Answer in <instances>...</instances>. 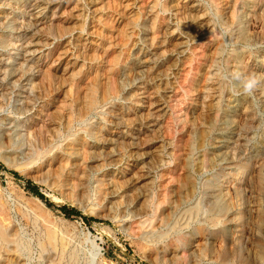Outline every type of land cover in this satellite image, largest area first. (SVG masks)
<instances>
[{
  "label": "rangeland",
  "instance_id": "374dc122",
  "mask_svg": "<svg viewBox=\"0 0 264 264\" xmlns=\"http://www.w3.org/2000/svg\"><path fill=\"white\" fill-rule=\"evenodd\" d=\"M0 127V264H264V0H0Z\"/></svg>",
  "mask_w": 264,
  "mask_h": 264
},
{
  "label": "bare ground",
  "instance_id": "6f19581e",
  "mask_svg": "<svg viewBox=\"0 0 264 264\" xmlns=\"http://www.w3.org/2000/svg\"><path fill=\"white\" fill-rule=\"evenodd\" d=\"M135 1V0H134ZM250 1V0H249ZM138 2V1H137ZM159 4V3H158ZM236 4H237V2H236ZM213 5H215V3L213 4ZM135 7H137V6H135ZM159 8V7H158ZM156 9V8H155ZM103 11H101V13H102ZM154 12H157V10L156 11H154ZM158 12H160V11H158ZM161 13V12H160ZM163 13V12H162ZM117 15V14H116ZM155 16V15H154ZM153 16V17H154ZM244 16V15H243ZM138 17V16H137ZM236 18V17H235ZM135 19H137V18H135ZM154 19V18H153ZM156 20V19H155ZM135 21H137V20H135ZM154 21V20H153ZM95 22V21H94ZM84 25V24H83ZM101 25V24H100ZM136 25V24H135ZM98 26V25H97ZM81 27V26H80ZM83 28V27H82ZM100 28V27H99ZM106 29V28H105ZM1 32H3V30L1 31ZM129 32V31H128ZM213 32V31H212ZM129 39V38H128ZM129 41V40H128ZM200 42V41H199ZM198 42V43H199ZM206 42V41H205ZM154 43V42H153ZM203 43V42H202ZM245 45V44H244ZM126 46V45H125ZM152 46V45H151ZM242 47V46H241ZM121 53V52H120ZM235 55V54H234ZM239 55V54H238ZM191 56V55H190ZM236 56V55H235ZM198 57V56H197ZM238 57V56H237ZM130 58V57H129ZM195 58V57H194ZM199 58H201V57H199ZM235 59H237V58H235ZM59 60V59H58ZM128 60V59H127ZM225 61V60H224ZM232 61V60H231ZM127 62V61H126ZM134 62V61H133ZM193 62V61H192ZM194 63V62H193ZM97 64V63H96ZM124 64H125V62H124ZM123 64V65H124ZM190 64H191V62H190ZM133 66V65H132ZM189 66V65H188ZM234 66V65H233ZM237 66V65H236ZM125 67V66H124ZM137 67V66H136ZM190 67V66H189ZM234 68H236V67H234ZM188 70V69H187ZM190 71V70H189ZM81 74V73H80ZM189 74H190V72H189ZM7 75H11V73L10 72H8L7 73ZM187 75V74H186ZM232 75V74H231ZM190 76V75H189ZM237 76V75H236ZM22 78H24L23 76H22ZM188 78V77H187ZM238 78V77H237ZM185 79V78H184ZM186 81H184V83H185ZM85 86V85H84ZM177 86V85H176ZM179 86V85H178ZM239 86V85H238ZM4 87V86H3ZM179 91V90H178ZM182 91V90H181ZM176 92V91H175ZM97 93V92H96ZM98 96V95H97ZM184 96H185V94H184ZM111 97V96H110ZM170 99V98H169ZM241 99V98H240ZM171 100V99H170ZM236 100V99H235ZM234 100V101H235ZM242 100H244V99H242ZM246 100V99H245ZM184 101V100H183ZM233 102V101H232ZM96 103V102H95ZM102 104H100V106H101ZM95 106V105H94ZM98 106V105H97ZM211 106V105H210ZM91 113V112H90ZM169 116H171V115H169ZM4 119V118H3ZM7 119V118H6ZM10 120V119H9ZM15 120V119H14ZM14 120H12V121H14ZM75 122V121H74ZM215 122H216V120H215ZM210 123V122H209ZM212 123V122H211ZM167 126V125H166ZM215 126V125H214ZM4 127V126H3ZM72 127V126H71ZM1 128V127H0ZM8 128V127H7ZM33 128V127H32ZM116 128V127H115ZM214 128V127H213ZM218 128V127H217ZM4 129V128H3ZM7 130V129H6ZM202 132V131H201ZM210 132V131H209ZM212 133V132H211ZM3 134V133H2ZM81 134H82V132H81ZM176 135V133H174V135L173 136H175ZM204 135V134H203ZM86 136V135H85ZM263 136H264V134H263ZM83 137V136H82ZM203 137V136H202ZM73 138V137H72ZM76 138H77V136H76ZM263 138V137H262ZM78 139V138H77ZM87 139V138H86ZM205 139V138H204ZM76 140V139H75ZM88 140V139H87ZM261 140V139H260ZM214 141V140H213ZM213 141H211V142H213ZM73 142H75V141H73ZM78 142V141H77ZM173 142V141H172ZM76 143V142H75ZM202 143V142H201ZM215 143V142H214ZM217 143H218V141H217ZM263 143V142H262ZM83 144V143H82ZM193 144H195V142H193ZM203 144V143H202ZM74 145V144H73ZM77 145V144H76ZM79 145V144H78ZM84 145H85V143H84ZM96 145V144H95ZM210 145V144H209ZM260 145H262V144H260ZM173 146V145H172ZM197 146V145H196ZM199 146V145H198ZM263 146V145H262ZM89 147V146H88ZM18 148V147H17ZM201 148V147H200ZM204 148H205V146H204ZM213 148V147H212ZM264 148V147H263ZM14 149V148H13ZM59 149H61V148H59ZM66 149V148H65ZM69 149V148H68ZM193 149V148H192ZM202 149V148H201ZM257 149V148H256ZM18 150V149H17ZM5 151V150H4ZM58 151V150H57ZM200 151V150H199ZM204 151V150H203ZM206 151V150H205ZM262 151V150H261ZM15 152V151H14ZM41 152V151H40ZM262 152H264V151H262ZM3 153V152H2ZM7 153V152H6ZM8 153H9V149H8ZM48 153V152H47ZM204 153V152H203ZM257 153V152H256ZM44 154H45V152H44ZM55 154V153H54ZM64 154H62L61 156H63ZM205 155V154H204ZM257 155H258V153H257ZM16 156V155H15ZM52 156H54V155H52ZM176 156V155H175ZM189 156V155H188ZM259 156V155H258ZM12 157V156H11ZM51 157V156H50ZM69 157V156H68ZM74 157V156H73ZM260 157V156H259ZM264 157V156H263ZM35 158V157H34ZM47 158H49V156L47 157ZM195 158V157H194ZM202 158V157H201ZM51 159V158H50ZM169 159H172L171 157L169 158ZM189 160V159H187V158H184V160ZM203 159V158H202ZM37 160H38V157H37ZM43 160V159H42ZM212 160V159H211ZM59 161V160H58ZM194 161V160H193ZM197 161V160H196ZM213 161V160H212ZM174 162V161H173ZM214 162V161H213ZM52 163V162H51ZM201 163V162H200ZM36 164V163H35ZM185 164H186V162H185ZM184 164V165H185ZM210 164V163H209ZM42 165V164H41ZM48 165V164H47ZM172 165V164H171ZM191 165V164H190ZM167 166V165H166ZM169 166V165H168ZM29 167V166H28ZM42 167V166H41ZM72 167V166H71ZM187 167V166H186ZM185 167V168H186ZM189 167V166H188ZM187 167V168H188ZM192 167V166H191ZM263 167V166H262ZM36 168V167H35ZM38 168V167H37ZM73 168V167H72ZM181 168H183V167H181ZM193 168H194V166H193ZM22 169V168H21ZM39 169V168H38ZM41 169V168H40ZM104 169V168H103ZM165 169V168H164ZM169 169V168H168ZM74 170V169H73ZM87 170V169H86ZM100 170V169H99ZM187 170V169H186ZM189 172V171H188ZM191 172V171H190ZM198 172V171H197ZM20 173H22L21 171H20ZM24 173V172H23ZM38 173V172H37ZM70 173V172H69ZM192 173V172H191ZM190 173V174H191ZM69 175V174H68ZM192 175V174H191ZM70 176V175H69ZM117 177V176H116ZM191 177V176H190ZM189 177V178H190ZM263 177V176H262ZM87 178H88V176H87ZM114 178V177H113ZM61 179V178H60ZM59 179V180H60ZM181 180V179H180ZM162 181V180H161ZM247 181V180H246ZM162 183V182H161ZM263 184V183H262ZM211 185V184H210ZM184 186V185H183ZM191 186V185H190ZM214 186V185H213ZM158 187V186H157ZM159 188V187H158ZM179 188V187H178ZM263 188V187H262ZM67 189V188H66ZM163 189V188H162ZM179 189H181V188H179ZM161 190V189H160ZM165 190H166V187H165ZM196 190V189H195ZM210 191V190H209ZM263 191V190H262ZM165 192V191H164ZM179 192H181V190L179 191ZM257 192V191H256ZM155 193H156V191H155ZM176 193H178L177 191H176ZM260 193V192H259ZM154 194V193H153ZM161 194V193H160ZM163 194V193H162ZM188 195V194H187ZM215 195V194H214ZM255 195V194H254ZM188 197V196H187ZM211 197V196H210ZM213 197V196H212ZM258 196H256V198H257ZM264 197V196H263ZM56 198V197H55ZM54 198V199H55ZM104 198V197H103ZM168 198V197H167ZM215 198V197H214ZM64 199V198H63ZM62 199V200H63ZM160 199V198H159ZM170 199H171V197H170ZM170 199H168V200H170ZM192 199H193V196H192ZM30 200V199H29ZM164 200V199H163ZM189 200V199H188ZM191 200V199H190ZM259 200V199H258ZM33 201L35 202V206H36V209L37 210H39V211H43L42 209H43V204L41 203V201L39 200V199H37V198H34L33 199ZM58 201H60V200H58ZM165 201V200H164ZM24 202V201H23ZM186 202V201H185ZM22 203V202H21ZM160 203V202H159ZM180 203V202H179ZM24 204V203H23ZM163 204H165L164 202L162 203V205L161 206H163ZM211 204V203H210ZM185 205V204H184ZM24 206V205H23ZM152 206V205H151ZM160 205H158V207H159ZM165 206V205H164ZM181 206V205H180ZM179 206V207H180ZM186 206V205H185ZM261 207H262V205H260ZM18 207V206H17ZM1 208V207H0ZM159 208H161V207H159ZM168 208V207H167ZM181 208V207H180ZM259 208V207H258ZM46 209V208H45ZM151 209V208H150ZM153 209V208H152ZM252 209V208H251ZM93 210V209H92ZM175 210V209H174ZM180 210V209H179ZM178 210V211H179ZM229 210V209H228ZM259 210V209H258ZM152 211V210H151ZM157 212V211H156ZM198 212V211H197ZM231 212V211H230ZM30 213V212H29ZM83 213H84V211H83ZM153 213V212H152ZM166 213V212H165ZM168 213V212H167ZM176 213V212H175ZM174 213V214H175ZM2 214V213H1ZM31 214H33V213H31ZM90 214V213H89ZM196 214V213H195ZM86 215H87V211H86ZM150 215V214H149ZM200 215V214H199ZM211 215H212V213H211ZM232 215V214H231ZM255 215V214H254ZM37 216V215H36ZM152 216H153V214H152ZM38 217V216H37ZM147 217H148V215H147ZM173 217V216H172ZM30 218V217H29ZM152 218V217H151ZM167 218H171V217H167ZM180 218V217H179ZM37 219V218H36ZM64 219V218H63ZM154 219H155V217H154ZM158 219V218H157ZM159 219H160V217H159ZM174 219V218H173ZM212 219V218H211ZM41 220V219H40ZM196 220V219H195ZM218 220H220V219H218ZM226 220H227V218H226ZM56 221V220H55ZM158 221V220H157ZM163 221H164V219H163ZM169 220H167V222H168ZM206 221V220H205ZM225 221V220H224ZM29 222V221H28ZM61 222H63L62 220H61ZM133 222V221H132ZM172 222V221H171ZM177 222V221H176ZM219 222V221H218ZM154 223V222H153ZM152 222H151V224H153ZM213 223V222H212ZM150 224V225H151ZM161 223L159 222V225H160ZM170 223H168V225H169ZM190 224V223H189ZM188 224V225H189ZM196 224V223H195ZM204 224V223H203ZM214 224H216V222L214 223ZM34 225H35V223H34ZM74 225V224H73ZM133 225V224H132ZM135 225V224H134ZM180 225V224H179ZM191 225V224H190ZM261 225V224H260ZM137 226V225H136ZM161 226V225H160ZM175 226V225H174ZM173 226V227H174ZM177 226V225H176ZM193 225H191V227H192ZM199 226V225H198ZM35 227V226H34ZM157 227V226H156ZM197 227V226H196ZM201 227V226H200ZM216 227V226H215ZM227 227V226H226ZM138 228V227H137ZM185 228V227H184ZM198 228L199 227H197V230L196 231H198ZM210 228V227H209ZM221 228V227H220ZM16 229H17V226H16ZM72 229V228H71ZM132 229V228H131ZM150 229V228H149ZM223 229V228H222ZM157 230V229H156ZM164 230V229H163ZM175 230V229H174ZM189 230V229H188ZM151 231H152V229H151ZM181 231V230H180ZM183 231V230H182ZM187 231V230H186ZM211 231V230H210ZM209 231V232H210ZM102 232V231H101ZM154 232V231H153ZM176 232V231H175ZM184 232V231H183ZM208 232V233H209ZM218 232V231H217ZM226 232V231H225ZM262 232V231H261ZM19 233V232H18ZM39 233V232H38ZM138 233H139V231H138ZM171 233L173 234V231H171ZM202 233V232H201ZM24 234V233H23ZM220 234H221V232H220ZM219 234V235H220ZM131 235V234H130ZM170 235V234H169ZM187 235H188V233H187ZM202 235V234H201ZM211 235V234H210ZM18 236V235H17ZM137 236V235H136ZM159 236V235H158ZM161 236V235H160ZM19 237H20V233H19ZM23 237H24V235H23ZM45 237H46V239H47V241L48 242H52V241H54L55 240V233H54V231L53 230H48L47 232H46V234H45ZM181 237H183V236H181ZM201 237H204L205 238V235L204 236H201ZM210 237V236H209ZM208 237V238H209ZM215 237V236H214ZM253 237V236H252ZM138 238H140V237H138ZM160 238V237H159ZM169 238V237H168ZM176 238H177V236H176ZM211 238V237H210ZM21 240H22V237L20 238ZM161 239V238H160ZM164 239V238H163ZM180 239V238H179ZM215 239V238H214ZM224 239V238H223ZM27 240V239H26ZM25 240V241H26ZM36 240V239H35ZM153 240H154V238H153ZM175 240V239H174ZM178 240V239H177ZM208 240V239H207ZM206 239H205V241H207ZM262 240H264V239H262ZM29 241V240H28ZM41 241V240H40ZM160 241V240H159ZM184 241V240H183ZM210 241V240H209ZM224 241H225V239H224ZM163 242H164V240H163ZM18 243V242H17ZM209 243V242H208ZM207 243V244H208ZM222 243H223V241H222ZM229 243V242H228ZM262 243V242H261ZM20 244V243H19ZM18 244V245H19ZM24 244V243H23ZM40 244V243H39ZM154 244V243H153ZM178 244V243H177ZM225 244V243H224ZM227 244V243H226ZM17 245V244H16ZM21 245V244H20ZM26 245V244H25ZM183 245V243L181 244V246ZM37 246V245H36ZM23 247V246H22ZM178 247H180L179 245H178ZM18 249H19V247H17ZM183 248V247H182ZM185 248V247H184ZM27 249V248H26ZM29 249V248H28ZM177 249V248H176ZM24 250V249H23ZM75 250V249H74ZM74 250H73V252H74ZM162 250V249H161ZM173 250V249H172ZM25 251V250H24ZM79 251H80V249H79ZM78 251V252H79ZM159 251V250H158ZM163 251V250H162ZM176 251H178V249L176 250ZM182 251V250H181ZM27 252V251H26ZM24 253V252H23ZM75 253V252H74ZM171 253V252H170ZM28 254V253H27ZM27 256V255H26ZM229 256V255H228ZM76 257H78V256H76ZM75 257V258H76ZM216 257V256H215ZM69 258V257H68ZM91 258V257H90ZM162 258V257H161ZM73 259V258H72ZM170 259V258H169ZM78 260V259H77ZM182 261V260H181ZM219 261H220V259H219ZM72 262L74 263V260H72ZM224 262V261H223ZM77 263V262H76ZM66 264H67V262H66ZM70 264V263H69ZM75 264V263H74ZM87 264V263H86Z\"/></svg>",
  "mask_w": 264,
  "mask_h": 264
},
{
  "label": "trees",
  "instance_id": "16d2710c",
  "mask_svg": "<svg viewBox=\"0 0 264 264\" xmlns=\"http://www.w3.org/2000/svg\"><path fill=\"white\" fill-rule=\"evenodd\" d=\"M0 169H4L3 166L0 164ZM11 175H13V177L15 178H18L20 179L21 177L16 173V172H9ZM25 188L31 192L34 196H36L37 198L45 201V203L50 207L52 206V204H50L45 198L44 196L40 193V191L38 190V187L36 185H34L31 181L29 180H25ZM62 213L63 215L66 217V218H70L71 216H78V217H81L83 219V221L85 223H89L91 221H93L92 218H88V217H85V216H81V214L75 210L74 208H68L66 206H62V207H59L58 208Z\"/></svg>",
  "mask_w": 264,
  "mask_h": 264
}]
</instances>
